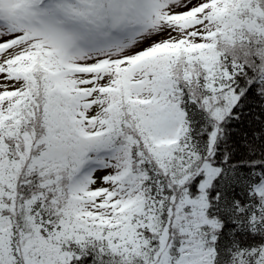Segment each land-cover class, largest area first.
<instances>
[{"label": "snow or ice", "instance_id": "obj_1", "mask_svg": "<svg viewBox=\"0 0 264 264\" xmlns=\"http://www.w3.org/2000/svg\"><path fill=\"white\" fill-rule=\"evenodd\" d=\"M0 264H264V0H0Z\"/></svg>", "mask_w": 264, "mask_h": 264}]
</instances>
